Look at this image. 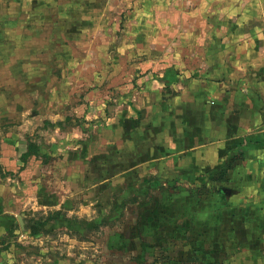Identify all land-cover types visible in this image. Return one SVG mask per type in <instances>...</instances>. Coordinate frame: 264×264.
<instances>
[{
  "label": "crops",
  "instance_id": "1",
  "mask_svg": "<svg viewBox=\"0 0 264 264\" xmlns=\"http://www.w3.org/2000/svg\"><path fill=\"white\" fill-rule=\"evenodd\" d=\"M12 1L19 17L26 12L29 20H7V2L0 0L4 82L5 75L21 79L38 69L43 56L25 53L24 46L37 53L41 39L48 45L45 51L54 50L62 62L77 59L70 45L97 42L109 29L114 44L120 33L129 45L141 39V46H148L157 39L156 50L143 51L150 57L142 66L151 65L155 75L143 80L149 82L142 108L127 99L136 114L125 110L111 122L119 145L105 174L127 179L132 173L144 183L146 175L171 179L179 190L175 203L184 206L179 210L184 232L195 225L198 230L190 235L211 242L222 238L223 245L229 239L231 253L240 254L243 264H264V0H121L123 6L117 0ZM108 10L118 13L107 19ZM54 15L58 21L52 23L48 19ZM8 28H17L19 40L8 37ZM23 29L29 32L25 41ZM11 46L13 52H7ZM152 81L159 86L151 87ZM12 84L13 90H7L15 105L22 91L18 82ZM5 91L3 85L0 94ZM16 108L18 120L22 110ZM18 136L0 137L3 172L12 171L5 158L29 150L31 143L20 150Z\"/></svg>",
  "mask_w": 264,
  "mask_h": 264
},
{
  "label": "rangeland",
  "instance_id": "2",
  "mask_svg": "<svg viewBox=\"0 0 264 264\" xmlns=\"http://www.w3.org/2000/svg\"><path fill=\"white\" fill-rule=\"evenodd\" d=\"M6 2L7 20H29L28 13L19 17L13 10L17 3ZM116 4L125 5L121 0ZM114 11H106L107 19L114 18ZM48 20L54 23L58 17ZM8 32L19 40L17 28ZM113 32L109 29L97 42L70 45L72 56L82 61L58 60L54 50L45 51V39L37 53L23 45L25 53L43 56L38 69L21 79L5 75L4 82L0 77V88L6 89L0 94V137L16 132L22 152L30 143L37 149L32 157L5 158L12 171L3 172L0 165V264H243L240 254L231 253L229 239L223 245L222 238L211 242L192 236L195 225L184 232L179 211L184 206L175 203L179 190L171 179L146 175L144 183L132 173L127 179L105 174L119 145L110 133L111 122L125 110L136 114L127 99L142 108L149 82L143 80L155 75L151 65L142 66L150 57L143 51L156 50L157 41L141 46L139 39L138 45H129V38L118 32L114 44ZM22 37L29 38L28 30H22ZM5 50L13 52V46ZM44 56L53 60L44 61ZM13 80L22 91L15 105L8 91ZM158 86L152 81L151 87ZM17 106L22 110L18 120ZM3 143L0 138V152ZM126 149L123 143L122 152Z\"/></svg>",
  "mask_w": 264,
  "mask_h": 264
},
{
  "label": "trees",
  "instance_id": "3",
  "mask_svg": "<svg viewBox=\"0 0 264 264\" xmlns=\"http://www.w3.org/2000/svg\"><path fill=\"white\" fill-rule=\"evenodd\" d=\"M35 150L33 149V145L30 144L29 150L27 153L24 154V157H27V156L30 157L31 155H34L37 152V149H35Z\"/></svg>",
  "mask_w": 264,
  "mask_h": 264
}]
</instances>
